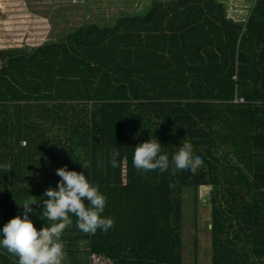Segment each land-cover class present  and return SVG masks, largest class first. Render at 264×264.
<instances>
[{"label": "trees", "instance_id": "trees-1", "mask_svg": "<svg viewBox=\"0 0 264 264\" xmlns=\"http://www.w3.org/2000/svg\"><path fill=\"white\" fill-rule=\"evenodd\" d=\"M252 1L238 22L225 1L154 0L111 26L0 50V228L26 201L42 213L67 166L98 186L114 221L92 235L72 216L61 236L72 264H183L190 188L211 197V264H264V0ZM151 138L169 157L163 173L133 167ZM184 139L203 160L195 173L171 163ZM0 264L18 258L0 249Z\"/></svg>", "mask_w": 264, "mask_h": 264}, {"label": "rangeland", "instance_id": "rangeland-1", "mask_svg": "<svg viewBox=\"0 0 264 264\" xmlns=\"http://www.w3.org/2000/svg\"><path fill=\"white\" fill-rule=\"evenodd\" d=\"M153 1L0 0V50H26L50 41L61 40L85 23L111 26L123 14L137 13V11L146 13L153 5ZM220 1L230 5L228 13L235 21L246 19L249 11L247 9L242 11L241 7L247 6L250 0ZM252 2L254 4V0ZM210 198L209 192L202 188H190L182 194L183 264L212 262ZM1 219L0 211V222ZM79 245L84 246L83 243ZM80 257L83 261L88 259L85 253H81ZM72 262L71 256L65 253L62 264H72Z\"/></svg>", "mask_w": 264, "mask_h": 264}, {"label": "clouds", "instance_id": "clouds-1", "mask_svg": "<svg viewBox=\"0 0 264 264\" xmlns=\"http://www.w3.org/2000/svg\"><path fill=\"white\" fill-rule=\"evenodd\" d=\"M161 152L162 146L157 139L139 144L134 148L133 167L143 172L167 171L169 157ZM116 155L118 153L111 161L113 167L117 166ZM171 163L178 173H195L203 160L193 154L190 143L184 139ZM81 166L83 169L88 167L87 164ZM56 175L60 180L55 189L45 191L47 199L42 200V213H35L32 207L40 204V200L26 201L20 206L22 215L0 228V249L17 257L18 264H62L65 253L61 236L73 224L72 216L76 217V227L86 234L95 235L97 230L107 232L113 227V219L103 216L106 197L83 172L69 171L65 166L57 169ZM29 214L38 215L46 224L50 222V226L37 230ZM89 264H93V255L89 256Z\"/></svg>", "mask_w": 264, "mask_h": 264}, {"label": "built area", "instance_id": "built-area-1", "mask_svg": "<svg viewBox=\"0 0 264 264\" xmlns=\"http://www.w3.org/2000/svg\"><path fill=\"white\" fill-rule=\"evenodd\" d=\"M240 102H244V101L240 100ZM24 145L26 144L24 143ZM93 264H113V263L107 261L104 257H101L99 255H93Z\"/></svg>", "mask_w": 264, "mask_h": 264}]
</instances>
